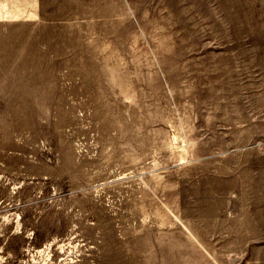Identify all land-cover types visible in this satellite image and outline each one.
Here are the masks:
<instances>
[{
	"label": "rangeland",
	"instance_id": "obj_1",
	"mask_svg": "<svg viewBox=\"0 0 264 264\" xmlns=\"http://www.w3.org/2000/svg\"><path fill=\"white\" fill-rule=\"evenodd\" d=\"M0 264H264V0H0Z\"/></svg>",
	"mask_w": 264,
	"mask_h": 264
}]
</instances>
